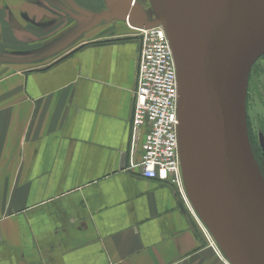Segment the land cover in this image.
Segmentation results:
<instances>
[{
	"label": "crops",
	"instance_id": "0c3cea01",
	"mask_svg": "<svg viewBox=\"0 0 264 264\" xmlns=\"http://www.w3.org/2000/svg\"><path fill=\"white\" fill-rule=\"evenodd\" d=\"M96 1L0 0V264H231L140 172L142 39L122 18L82 31Z\"/></svg>",
	"mask_w": 264,
	"mask_h": 264
},
{
	"label": "water",
	"instance_id": "95a60500",
	"mask_svg": "<svg viewBox=\"0 0 264 264\" xmlns=\"http://www.w3.org/2000/svg\"><path fill=\"white\" fill-rule=\"evenodd\" d=\"M104 17L165 23L179 80V142L194 209L231 264H264V175L250 143L246 95L264 46V0H163L154 20L133 0Z\"/></svg>",
	"mask_w": 264,
	"mask_h": 264
},
{
	"label": "built area",
	"instance_id": "2783aa9c",
	"mask_svg": "<svg viewBox=\"0 0 264 264\" xmlns=\"http://www.w3.org/2000/svg\"><path fill=\"white\" fill-rule=\"evenodd\" d=\"M129 24L142 38L132 121L135 142L145 130L144 155L138 167L146 177L176 183L186 205L195 213L184 184L179 142V80L167 27L165 23L153 27ZM201 224L210 244L223 254L210 230Z\"/></svg>",
	"mask_w": 264,
	"mask_h": 264
},
{
	"label": "rangeland",
	"instance_id": "374dc122",
	"mask_svg": "<svg viewBox=\"0 0 264 264\" xmlns=\"http://www.w3.org/2000/svg\"><path fill=\"white\" fill-rule=\"evenodd\" d=\"M133 3L136 6L138 14L147 20L157 18L163 13V0H133ZM42 5L43 4H41V6ZM58 7L64 8L63 5ZM73 7L75 8L76 6ZM73 7L67 5L64 9L66 12H71L74 10ZM94 10V12L97 13L94 19H92L91 11L81 10V13H79L81 14L82 31L91 27L93 28L97 26V24L107 23L105 19H108V17L102 16L96 23L90 25L91 21H94L98 16H101L105 12H111L107 7L106 0H97ZM126 22L131 23L127 20ZM246 114L248 130H250L254 146L260 158L263 159L264 164V49L255 60L249 75L246 95Z\"/></svg>",
	"mask_w": 264,
	"mask_h": 264
},
{
	"label": "trees",
	"instance_id": "16d2710c",
	"mask_svg": "<svg viewBox=\"0 0 264 264\" xmlns=\"http://www.w3.org/2000/svg\"><path fill=\"white\" fill-rule=\"evenodd\" d=\"M248 134H249L250 143H251V146H252V149H253V153H254L255 158H256V160H257V163H258V165H259V167H260V170H261V172H262L263 175H264V164H263V159H261L260 156L258 155V152H257V150H256V148H255V146H254L253 137H252V135H251V133H250V130H248Z\"/></svg>",
	"mask_w": 264,
	"mask_h": 264
},
{
	"label": "bare ground",
	"instance_id": "6f19581e",
	"mask_svg": "<svg viewBox=\"0 0 264 264\" xmlns=\"http://www.w3.org/2000/svg\"><path fill=\"white\" fill-rule=\"evenodd\" d=\"M124 22H126V20H124ZM128 23V22H127ZM262 49H264V46L262 47ZM255 156V155H254ZM256 159V158H255ZM257 161V160H256Z\"/></svg>",
	"mask_w": 264,
	"mask_h": 264
}]
</instances>
